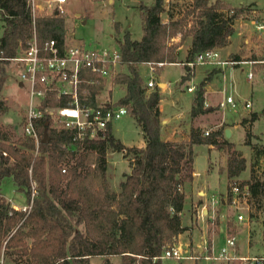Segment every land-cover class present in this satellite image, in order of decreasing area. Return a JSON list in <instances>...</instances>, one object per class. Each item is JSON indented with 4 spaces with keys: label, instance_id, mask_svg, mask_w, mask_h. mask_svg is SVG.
Instances as JSON below:
<instances>
[{
    "label": "trees",
    "instance_id": "16d2710c",
    "mask_svg": "<svg viewBox=\"0 0 264 264\" xmlns=\"http://www.w3.org/2000/svg\"><path fill=\"white\" fill-rule=\"evenodd\" d=\"M138 8L140 38L131 39L128 31L122 33L117 43L125 71L116 73L111 82L123 87L124 93L115 104L124 106L140 128L144 146H124L114 138L110 126L95 138L74 142L70 130L50 126L48 115L37 128V146L23 136L9 141L0 134V182L9 178L16 188H24L27 201L32 184L34 189L31 203L24 210L13 208L0 192L3 263L89 264L92 256L103 257L108 263V256L118 255L120 264H161L159 258L152 257L183 230L180 211L184 192L177 185L192 179L191 146L215 145L222 149L226 154L228 183L244 170L241 153L232 143L217 141V131L202 135L190 127L186 143L162 140L158 88L148 90L139 73L141 63L181 62L177 61L176 48L186 36L189 44L182 62L193 61L204 50L224 46L233 33L232 21L243 7H232L219 0H192L190 10L181 18L166 22L159 18L162 0H153L150 6L140 4ZM188 15L193 21L182 32ZM32 28L39 45L50 38L61 42L65 33L62 17L36 16L32 24L25 0H0V91L7 76L5 67L16 54L18 41L27 38ZM114 28L117 30V25ZM176 35L179 41L166 45ZM192 71L183 65L179 81L189 80ZM211 75L212 71L208 72L197 84L189 107L190 117L206 111L203 86ZM103 86L104 80L87 85L90 105H95L94 97ZM54 104L51 98L43 107ZM5 109L0 98V114ZM261 115L264 118V106ZM256 118V113H251L248 120ZM43 132L45 143L41 142ZM248 137L246 132L245 144H250ZM250 146L255 148L254 144ZM107 150L124 151L125 156H130L129 171L122 174L117 192L110 189L106 179ZM245 181L253 195L264 188L263 180ZM228 225L226 234L233 235L234 228Z\"/></svg>",
    "mask_w": 264,
    "mask_h": 264
},
{
    "label": "rangeland",
    "instance_id": "374dc122",
    "mask_svg": "<svg viewBox=\"0 0 264 264\" xmlns=\"http://www.w3.org/2000/svg\"><path fill=\"white\" fill-rule=\"evenodd\" d=\"M163 1V11L160 13L159 18L161 21L165 19L172 18L173 20L179 19L182 15L190 10L192 5V0H162ZM215 1V0H214ZM212 1V2H214ZM225 4H228L232 7H243V11L237 18H241L242 27L245 30H249L248 20L253 18L252 14L249 12L252 7L259 8V18L264 17V0H219ZM255 2L257 4L255 5ZM153 0H111L107 3V0H67L63 5L65 12L64 25L65 33L73 34V42L83 43L85 46L96 45L99 47H108L114 46L117 44V41L121 40V35L124 30H128L129 36L131 39L138 40L141 35V25H140V16H139V5L144 4L147 6L152 5ZM78 12V18L73 17L74 13ZM193 18L188 15L183 23L181 31L185 32L190 27ZM239 25V22L235 20L232 21V25ZM117 25V30L114 26ZM238 28V27H237ZM242 29L239 27V30ZM178 36V35H176ZM175 37V36H174ZM171 37L166 41V45L169 43H177L178 40L174 41ZM255 39V35L252 36ZM242 38V37H241ZM240 38V39H241ZM238 40H234V44ZM260 43V41H255ZM189 44V37L186 36L182 41H180V48H176L177 52V61H181L185 56L186 46ZM230 56V55H229ZM232 56V54H231ZM253 56V55H252ZM247 59V58H242ZM254 60H263L264 59V46L258 58L250 57ZM237 60V59H236ZM176 62V63H181ZM263 64H254L252 65V70L254 73L252 81H248L246 78V71L248 70L247 65H234L230 68H226L224 71L223 79L220 74H216L209 82V99L212 102L218 103L220 99H224L226 96H229L232 99L231 106L230 103L225 104L224 106L217 107L219 117L228 123L232 124L235 121H239L243 116H246L248 112L259 113L262 105L264 104V80L262 79V72L264 71ZM197 66V65H196ZM195 66V67H196ZM208 66H197L195 68V74L191 79L192 84H197L201 79L204 69ZM194 69V68H192ZM6 79L2 85L0 91V98L5 106V111L0 114V134L7 137V140L12 141L18 136H21V120L25 113V108L27 105V93L26 90L22 87H19L15 82V76L17 74V68L13 63H9L6 67ZM142 75L144 77L143 81L145 82L147 71L146 66L140 68ZM183 70V66L179 64L168 65L165 64L163 67L156 69L154 74L160 73V76L156 75L159 80L166 81L164 85L163 82L156 81V87L159 91V96L164 98L162 105L164 104V111L167 112V115H172L176 110H180L184 115L185 110L188 108V103L191 98V94L186 92L187 85L190 86L189 81L180 82V74ZM124 66L120 65L116 70V73L124 72ZM153 74V75H154ZM155 76V75H154ZM153 76V77H154ZM168 82V83H167ZM158 83H160L158 85ZM223 87L222 91L221 88ZM197 88V85L193 86L192 94ZM123 87L118 84H113L111 81L104 82L102 90L97 96L98 103L108 99L115 102L120 95L122 94ZM150 90V89H149ZM247 100L251 103L249 109L244 108V101ZM183 119V116H179ZM188 117V116H187ZM204 122L206 121L203 119ZM160 125V124H159ZM252 131L259 136V141L264 144V119L258 118L254 121L252 125ZM110 130L114 138L122 141L125 144L135 146V144H140L142 134H140V128L135 124L128 114L121 116L118 120H115L111 123ZM230 140L235 144V146L241 150L242 155L248 162L249 151L248 147L241 144L243 139V129L239 128L237 131L231 129ZM203 135V134H202ZM255 141L254 139H251ZM255 148L253 149V155L255 158L254 162L251 164V170H249V175L252 178L253 172H256L259 180L264 181V145L259 144L258 141L254 142ZM124 151H110L106 152V179L110 189L114 191L119 190L118 182L122 180V174L129 171V157L125 156ZM194 166L196 170H201L206 163V158L209 156L210 159L213 157V151L210 154L207 153L205 145L199 144L195 145L194 148ZM224 153V151H223ZM226 155V154H225ZM260 156V157H259ZM224 163L223 157L213 159L210 162V165H215L219 168L221 172L224 167L221 166ZM243 176L247 175V170L241 174ZM218 188L222 189L223 193H217V201L212 205L208 204L209 212L211 214V220L208 221L206 217L201 222L200 225L196 221V217L191 221L189 219L191 226L196 227L195 239L191 248H193L192 254H197L196 259H160L161 264H237V260H224L220 259H203L199 256L196 245L198 243V238L202 235L203 244L205 250L210 253V245L212 236L215 235L213 242L212 251L215 252L219 246L223 243L224 235L227 227L230 223L234 228L235 236V245L234 248L238 252H245L247 246V240L245 235V230L241 229L237 231L238 227L245 226L244 224L238 225L235 222L234 213L232 208L228 205V202H220L221 198H226L225 186L227 187L228 180L225 181L224 176H217ZM249 177V178H250ZM225 190V193H224ZM0 192L7 198L8 202H14L16 205L25 204L27 202V197L25 195L24 188H16L12 181L9 178H4L0 182ZM203 214V213H202ZM264 215V188L259 189L256 194L253 195L250 201V209L248 212L249 218L256 220L257 217ZM203 217V215H201ZM187 219V218H186ZM202 223V224H201ZM219 226H222V229L219 231ZM255 232V229H253ZM263 229L261 234L258 237L259 243L263 246L264 235ZM237 231V232H236ZM259 231V230H258ZM257 232V231H256ZM187 232L184 231L179 236V242L182 243L188 239ZM174 242H177L174 240ZM231 249V247H229ZM233 249V248H232ZM264 251V248L259 246V244H254L250 246L248 252L256 253ZM185 253H188V248L184 249ZM183 253V252H182ZM103 257L92 256L89 258V264H120V257L118 255H111L107 257L108 263L105 262ZM230 261V263H229ZM2 264H11L9 262Z\"/></svg>",
    "mask_w": 264,
    "mask_h": 264
},
{
    "label": "built area",
    "instance_id": "2783aa9c",
    "mask_svg": "<svg viewBox=\"0 0 264 264\" xmlns=\"http://www.w3.org/2000/svg\"><path fill=\"white\" fill-rule=\"evenodd\" d=\"M67 0H25L29 11L31 22L36 16L57 15L64 19L65 12L63 5ZM254 12V9L253 11ZM255 14L250 19L251 25L255 31L264 32V17L259 18ZM73 17L78 18L75 14ZM72 33H64L61 42L54 38L45 40L38 44L34 29H31L30 35L17 43V51L14 57L10 58L17 68L15 82L19 87H23L27 93V105L24 116L21 120V136L29 138L37 146L39 137L37 133L38 126L44 121L45 115L50 119V126L55 129H67L72 132L71 141H82L84 139L95 138L98 133L106 130L108 126L121 116L126 115L124 106H119L115 102L105 99L98 103L97 96L94 97L95 105L87 102V85H96L99 80L111 81L116 74L120 64V54L118 43L114 46L99 47L96 45L85 46L83 43H74ZM218 54L215 49H208L196 55L193 61L179 63L189 68H194L201 64H214L215 66H238L247 65L248 71L246 77L248 80L253 77L252 65L263 64V60L254 59H217ZM149 79L145 82L146 88L152 89L157 84L153 81L152 75L156 69L163 67L164 61L146 62ZM92 76L88 77V76ZM264 79V71L262 72ZM193 87L187 86L186 91H192ZM54 101V106H44L48 99ZM230 103L229 96L218 102V107ZM244 107H249L250 102L244 101ZM208 131L202 134L206 135ZM3 154H5L3 152ZM64 171V170H62ZM180 188V184L177 185ZM226 198L220 199L223 203L228 202L232 208L236 221H247L250 209L252 194L248 182L230 180L228 183ZM34 193L33 184L31 185L30 198L25 204L14 206L13 208L24 210L31 203V197ZM217 199L211 203L214 204ZM197 216H201V210H198ZM235 245L234 235H225L223 244L216 252L212 249L210 253L206 250L198 253L203 259L237 260V264H264V254L260 255H242L236 256L229 249ZM197 254L182 253L181 245L174 240L162 248L160 254L152 259H196ZM0 264L2 259L0 257Z\"/></svg>",
    "mask_w": 264,
    "mask_h": 264
},
{
    "label": "crops",
    "instance_id": "0c3cea01",
    "mask_svg": "<svg viewBox=\"0 0 264 264\" xmlns=\"http://www.w3.org/2000/svg\"><path fill=\"white\" fill-rule=\"evenodd\" d=\"M208 1L212 2L214 0H208ZM109 2H111V0H107V3H109ZM256 4H257V2H255V5ZM251 7H252V9L249 12L252 14V16L255 15V14L259 15V11H258L259 8L254 7V6H251ZM253 9H254V12H252ZM75 14L78 15L79 13L75 12L74 15ZM168 20H173V19L170 18ZM234 20L236 22H239V25H237L235 23H234L235 25H232L233 33L228 37L227 43L224 46H222V47L213 48V49H215V51L218 54L217 59L224 60L226 58H231V59H237L238 60V59L250 58V57L258 58V54L260 53V51L262 49V46H264V32L263 31H255L254 27L251 25L250 20L247 21V23L249 24V30L248 29L245 30L242 27V23H240V21H242L241 18H236ZM162 22H166L165 19ZM239 27L242 28V29L239 30ZM124 31H128V30L126 29ZM253 35H255V37H256L255 39H253V37H252ZM236 39L238 41L234 44L233 42ZM173 40L177 41L178 40V36H175L173 38ZM257 40L260 41L261 44L260 43L259 44L256 43L255 41H257ZM177 48H180V46H178ZM231 54H232V56H231ZM174 64H179V63H173V64H168V65H174ZM142 66H146V64L145 63H141L139 65L140 76L142 77V79H144V77L142 75V72H145V70L144 71L140 70V68ZM197 66H208L207 68L204 69V73H203L201 79L208 72L212 71V75H211L210 80L216 74H220L222 79H223L225 69L228 68V67L230 68V66H221L220 67V66H215L214 64H201V65H197ZM196 67H194V69L192 71V76L188 80L189 83L186 82V84H190L191 87H193L194 85H197L199 83V81L201 80L200 79L197 84L190 83L191 79L193 78V75L195 74V68ZM146 71H147V76H146L145 82L149 79L147 66H146ZM182 73H183V70L181 71L180 76L182 75ZM254 73L255 72H253V76H254ZM154 75H152V79H154L156 81L157 80L161 81V82H163L162 85H164V83L166 81L159 80L158 77H156V75L160 76V73L154 74ZM252 79H253V77H252ZM252 79H250V80L247 79V80L248 81H252ZM210 80L207 81L205 83V85L203 86V107L206 109V111L204 113L198 114V115H196L194 117H190L189 113H188L189 112V107L191 105V99H192V96H193L192 91H189V92L186 91L187 93L191 94V98L189 100L188 108L185 110V114L184 115L182 113L180 115V110H176L172 115L168 116L167 112L164 111V108H163L164 104L162 105V101L164 100V98L160 97V99L158 101V105H157L158 106V111H159V124H160L159 125V134H160V137H161L162 140L172 141V142H176V143H186L188 141V130H189L190 127L198 129V131L201 134L204 131H208V132L217 131L218 135L216 137V140L217 141H226L228 143H232L234 148L236 150H238L241 153V156L244 158V156L242 155L241 150L238 149L235 146V144L230 140V137H231V134H232L231 129L233 128V129H235L237 131L239 128H242L243 129V139L241 141V144L248 147L249 156H248V162H246V159L244 158V161H245L244 170L241 171L236 178L238 180H244V181L245 180H259V178H258L259 175H257L256 172H253L252 178L249 175V170H251V168H254V167H251L252 166L251 164L254 162V159H255V158H253L254 157L253 149L251 148L250 144L251 145L255 144L254 142H256V141H258L259 144H262V145H264V144L259 141V136L256 135L255 133H253L251 128H252V125H253L254 121H256L258 118H263V116L261 115V109L264 106V104L262 105V107L260 109V112L258 114L256 113L257 118L254 121H249L248 118H249V115L251 113H255V112H248L246 114V116H243L239 121H235L232 124H228L222 119V117H219L218 114L216 115V113L218 111V109H217V107H218L217 104L218 103L212 102L209 99L210 98L209 95H211V93H209L210 90L208 88ZM159 84L160 83H158V85ZM222 89H223V87L221 88L220 91H222ZM121 90H122V94H123L124 90L123 89H121ZM245 101H247V100H245ZM250 107H251V103H250L249 107H247V108L244 107V108L249 109ZM179 116H183V119H181ZM203 119H205L206 121L204 122ZM225 129H227L228 132H229L228 136L224 135ZM139 132L141 134V131H139ZM246 132L249 134L248 139H249V143L250 144H245V142H244L245 141V133ZM251 139H254L255 141H252ZM120 142L124 146H127V147L131 146V145L123 143L122 141H120ZM135 146L138 147V148H141V147L144 146V141H143L142 137H141L140 144H135ZM205 147L207 149V153L208 154H210V152H212V151L214 152L212 159H210L209 156H207L205 166L201 170H196L195 166H194V155H195V153H193L195 145H192L191 146V150H192V179L190 181H188V182L183 183L182 186L180 185V189H182L183 192H184V201H183L182 209L180 211V222H181V225L183 226V230L181 232L177 233V235L175 236L174 240H176L177 243L179 245H181L182 252L184 254H192L194 252L193 248H191L192 245H190V244H193V241L195 239L194 237H195L196 227L194 225L191 226L189 219L191 218V221L193 222V220L196 217V221L198 222L199 225H200L199 221L202 222L204 220V217H206L208 221L211 220V214L209 212V208L207 207V205L208 204L211 205L212 204L211 202L218 197L217 193H220V192L223 191L222 189L218 188V184L216 182V180L218 178L217 176L218 175L224 176L225 181H226L225 169H223L220 172L219 168L217 166H215L213 164L210 165V162L213 159H217V158H222L223 157L224 163L221 166L225 167V159H226L225 153H223V150L220 149V148H217L215 145H205ZM245 169L247 170V175L243 176L241 174L245 171ZM224 189L226 190L227 187L225 186ZM225 190H224V193H225ZM252 197H253V194H252ZM221 202H222V200H221ZM10 203L14 204V206H17L16 203H14V202L13 203L10 202ZM18 205H21V204H18ZM198 210H201V212L203 213L202 214L203 217L202 216H197L196 212ZM263 219H264V215L257 217L256 220H254L253 218H249V216H248V220L247 221L238 222V221L235 220V222L238 225H240V224H244L245 225V226L238 227L237 231H240L241 229L245 230L247 246H246V251L245 252H238L237 249H235L234 247H233V249L231 248L230 251L234 255L242 256V255H260V254H264V251H260V252H256V253L248 252V250L250 249V246L254 245V244H259V246L264 248V241H263V246L258 241V237L260 236L261 230L264 227ZM200 226L202 227V225H200ZM221 229H222V226H219V231ZM253 229H255V232H254ZM184 231L187 232L188 239L185 240L184 242L180 243L178 239H179V236L181 235V233L184 232ZM225 235H226V232H225ZM201 237H202V235L199 236L198 243L196 245V249L198 250V253H200V252L202 253V252L205 251V246L203 244V239ZM214 238H215V235H213L212 239H211V245H210L211 249H213L212 247H213ZM186 248H188V250H189L188 253L184 252V249H186ZM189 259H192V258H189ZM229 263H230V261H229Z\"/></svg>",
    "mask_w": 264,
    "mask_h": 264
},
{
    "label": "water",
    "instance_id": "95a60500",
    "mask_svg": "<svg viewBox=\"0 0 264 264\" xmlns=\"http://www.w3.org/2000/svg\"><path fill=\"white\" fill-rule=\"evenodd\" d=\"M45 124H46V123H45ZM224 135H225V136H228V135H229V132H228L227 129H225V131H224ZM46 140H47V138H46V134H45V132H43L42 137H41V142H42V143H45Z\"/></svg>",
    "mask_w": 264,
    "mask_h": 264
}]
</instances>
